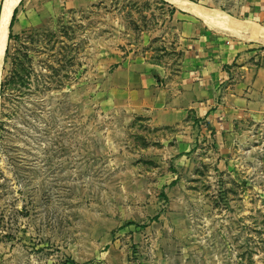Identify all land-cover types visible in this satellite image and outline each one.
Listing matches in <instances>:
<instances>
[{
  "label": "rangeland",
  "instance_id": "374dc122",
  "mask_svg": "<svg viewBox=\"0 0 264 264\" xmlns=\"http://www.w3.org/2000/svg\"><path fill=\"white\" fill-rule=\"evenodd\" d=\"M192 1L247 17L249 0ZM199 19L167 0L20 2L0 80V264H264V43L224 66L214 121L159 127L121 90L130 55L178 74V24Z\"/></svg>",
  "mask_w": 264,
  "mask_h": 264
},
{
  "label": "crops",
  "instance_id": "0c3cea01",
  "mask_svg": "<svg viewBox=\"0 0 264 264\" xmlns=\"http://www.w3.org/2000/svg\"><path fill=\"white\" fill-rule=\"evenodd\" d=\"M48 1L61 8L67 4L80 5L86 0ZM246 13L244 19L248 20H241L251 22L252 30L255 28L258 33L257 38L230 34L198 15L202 20H181L177 38L184 43L185 55L178 74L170 75L164 67L145 57L130 55L123 59L121 90H126L127 105L134 111L146 112L151 122L159 127L177 125L191 114L197 119L214 121L220 110L217 91L228 74L224 66L237 61L244 51L257 45L252 42L260 40L264 43L259 38L260 27H264V0H249ZM239 68L248 70V65L242 64Z\"/></svg>",
  "mask_w": 264,
  "mask_h": 264
},
{
  "label": "bare ground",
  "instance_id": "6f19581e",
  "mask_svg": "<svg viewBox=\"0 0 264 264\" xmlns=\"http://www.w3.org/2000/svg\"><path fill=\"white\" fill-rule=\"evenodd\" d=\"M21 1L22 0H3L2 3V10L0 17V80H1V67L8 42L9 24L15 8L18 7ZM167 1L174 4L180 10L192 12V14L194 13L200 16L203 20L208 21L210 24L225 29L230 34H236L242 38L258 37V33H256L255 28L254 30H252L253 25L251 24V22L249 23V21L239 20L234 16H232L231 14L223 10H220L218 8H209L201 4H198L192 0H167ZM260 30H261L260 32L261 36H259V38L262 41H264V27L262 28L260 27Z\"/></svg>",
  "mask_w": 264,
  "mask_h": 264
},
{
  "label": "trees",
  "instance_id": "16d2710c",
  "mask_svg": "<svg viewBox=\"0 0 264 264\" xmlns=\"http://www.w3.org/2000/svg\"><path fill=\"white\" fill-rule=\"evenodd\" d=\"M16 11H17V7L15 8L14 12H13V15H12V18H11V21H10V25H9V28L10 30L12 29L13 25H14V22H15V17H16ZM11 33V32H10ZM11 35V34H10ZM10 37V36H9ZM8 49V48H7ZM7 49H6V52H7ZM2 85V83H1Z\"/></svg>",
  "mask_w": 264,
  "mask_h": 264
}]
</instances>
